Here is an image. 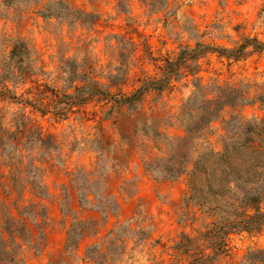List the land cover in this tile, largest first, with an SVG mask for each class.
<instances>
[{
	"label": "rangeland",
	"instance_id": "obj_1",
	"mask_svg": "<svg viewBox=\"0 0 264 264\" xmlns=\"http://www.w3.org/2000/svg\"><path fill=\"white\" fill-rule=\"evenodd\" d=\"M262 95L264 0H0V262L264 264V223L236 225L248 190L211 170L190 187ZM173 157L191 164L157 182Z\"/></svg>",
	"mask_w": 264,
	"mask_h": 264
},
{
	"label": "trees",
	"instance_id": "obj_2",
	"mask_svg": "<svg viewBox=\"0 0 264 264\" xmlns=\"http://www.w3.org/2000/svg\"><path fill=\"white\" fill-rule=\"evenodd\" d=\"M82 15L85 17H92L89 14ZM230 92H235V89L230 88ZM131 97H133V95ZM131 97L125 98V101H128V104H130L129 100ZM229 97L230 96H226L224 100H221L223 105H231L238 102L230 101ZM242 99L239 100L238 103L246 105H252L256 102L264 103V95L258 96L256 100ZM206 102L207 105L210 106L206 120L207 122H210L216 117L217 110H214L211 107L215 104V102L211 100H206ZM234 139L235 141L231 145L227 146L223 154L218 158H215V161L213 160L210 165L202 164L200 161L192 163L194 168L192 176H194V179L190 182V187L191 192H195L198 188V183L195 181V174H197V172L208 174V171L211 170L215 172L214 178L216 180L225 179L226 185H222V188L225 189V193H234L239 189L248 190L242 202L245 205L246 210H252L254 214L251 216L244 214L241 218L238 216L236 217V219H238L236 224L237 226L244 225V227L248 228L251 223H264V212L262 213L260 210V204L264 198V121L244 122L240 124V130H238V132L234 135ZM181 145L185 146L186 144ZM162 160L163 159H157L156 161ZM175 162L176 163L173 162L172 166L167 168L165 173L157 176L155 180L176 181L191 164L190 157L176 159ZM114 204L115 211H117L118 201L116 199ZM81 206L83 205L81 204ZM70 239L71 238H69V241ZM2 242L5 243L9 251L13 250V245L19 246L16 241L14 242L12 236L9 234L8 237H2ZM257 255H264V252H251L249 259L253 262L264 263V258L257 259ZM0 264H4V262H0ZM24 264H26V261Z\"/></svg>",
	"mask_w": 264,
	"mask_h": 264
},
{
	"label": "crops",
	"instance_id": "obj_3",
	"mask_svg": "<svg viewBox=\"0 0 264 264\" xmlns=\"http://www.w3.org/2000/svg\"><path fill=\"white\" fill-rule=\"evenodd\" d=\"M132 143H128V144L123 145L122 150L120 152H116L115 154H113V163L115 164V166L112 169V172H115L114 170H116L117 168H121V165L122 166L128 165L130 167L134 163L137 164V155L135 156V153H137V147H135V145ZM116 173H111L108 171V175H107L108 182H109L110 178L113 180L116 179ZM129 173H130V171H129ZM129 173L124 172L123 170H120L118 173V174H120L119 178L129 177V175H128ZM157 182H160V181H157ZM161 182L167 183L168 181H161ZM148 184H150V185L155 184L156 185L159 183H156L155 181L150 180ZM106 186L108 187V183L106 184ZM116 200L118 201V213L120 212V218L123 220L126 218V215H127L126 214V208L133 205L135 199L129 200L128 202L120 201L119 198H116ZM72 210H73V208H72ZM62 232H60V234H62ZM62 241H63V239H62ZM26 264H27V261H26Z\"/></svg>",
	"mask_w": 264,
	"mask_h": 264
}]
</instances>
